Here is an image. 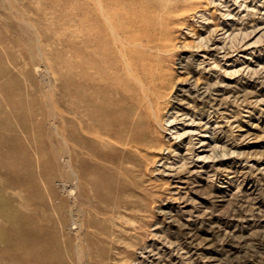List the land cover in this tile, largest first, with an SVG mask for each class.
I'll list each match as a JSON object with an SVG mask.
<instances>
[{
  "label": "rangeland",
  "instance_id": "1",
  "mask_svg": "<svg viewBox=\"0 0 264 264\" xmlns=\"http://www.w3.org/2000/svg\"><path fill=\"white\" fill-rule=\"evenodd\" d=\"M0 264H264V0H0Z\"/></svg>",
  "mask_w": 264,
  "mask_h": 264
},
{
  "label": "bare ground",
  "instance_id": "2",
  "mask_svg": "<svg viewBox=\"0 0 264 264\" xmlns=\"http://www.w3.org/2000/svg\"><path fill=\"white\" fill-rule=\"evenodd\" d=\"M85 102H86V101H85ZM123 105H124V104H123ZM86 107H87V106H86ZM127 108H128V107H127ZM127 108H126V112L128 111ZM89 111H90V110H89ZM89 111H88V113H87V111H86V113L84 112V113H85V114H84L85 117H86V116H87V117H90V116L92 115V112H89ZM80 113H81V112H80ZM82 114H83V113H82ZM95 116H96V115H95ZM125 116H127V114L124 115V121H123V123L127 122L128 120H130V119L127 120V118H126ZM87 117H86V118H87ZM148 117H149V116H148ZM90 118H91V120H93L92 117H90ZM87 121L90 122V123L93 122V121L91 122L90 119L87 120ZM97 121H98V120H97ZM97 121L95 120V122H97ZM150 121H151V120H150ZM88 122H86V124H85L86 127H87V125H88V124H87ZM83 123H84V122H83ZM104 123H105V122H104ZM145 123H147V120H145V119H144V120H143V119H138V124H137L136 127L138 128V127L142 126V124H145ZM146 126H147V125H146ZM146 126H145V127H146ZM145 127H140L142 133H140V135H139L138 138L136 137V141H137V142H140V141H143V140H147V139H148V138H147V137H148V128H147V131H146V128H145ZM105 128L107 129L106 126H105ZM106 129H105V130H106ZM124 130L126 131L127 129H124ZM123 133H124V132H123ZM133 134H134V133H133ZM133 134H132V135H133ZM135 134H136V133H135ZM116 135H118V134L116 133ZM133 137H134V136H133Z\"/></svg>",
  "mask_w": 264,
  "mask_h": 264
}]
</instances>
